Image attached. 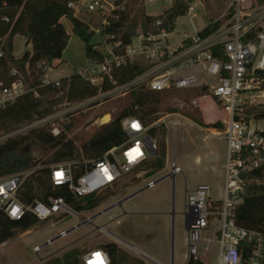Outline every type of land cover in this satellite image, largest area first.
<instances>
[{
  "label": "built area",
  "instance_id": "1",
  "mask_svg": "<svg viewBox=\"0 0 264 264\" xmlns=\"http://www.w3.org/2000/svg\"><path fill=\"white\" fill-rule=\"evenodd\" d=\"M246 1L232 2L230 12L222 15L228 18L207 35L197 30L191 35L184 32L181 38H177L166 28L156 33H145L138 28L126 45L115 39L113 34L105 33L104 29L111 23V18L118 17L127 0H75L70 3L75 15L83 13L92 19L100 18V26L92 29L98 38L94 47L103 54V60H89L88 68L79 72L100 87L99 93L77 102L65 101L67 105L73 104L70 111L84 108L104 97L126 95L138 87L162 91L207 86L209 95L226 113L222 134L227 148L223 196L212 198L211 186L206 182L198 183L188 190L184 211L188 253L193 258H200L199 249L206 229L217 227L211 236L219 243L217 264H242L245 252L248 253L247 264H264V233L243 227L236 221V209L249 181L248 174L264 169V127L258 126L264 118L256 115L264 104V73L257 72L264 70V4L254 6L251 1L244 5ZM194 2L187 0V12L194 10ZM0 42L2 58V39ZM135 56L146 60L148 66L143 68V72L130 81L103 91L101 86L105 79L114 82L113 70L126 62L137 63ZM50 68L45 67L42 85L61 87L60 79L49 78ZM28 90L17 68H11L6 75H2L0 69V110ZM35 94L38 95L37 92ZM67 112L56 111L54 107L51 114L32 121L18 132L49 125L51 132L59 135L64 129L57 121L63 120ZM121 124L126 140L108 149L101 157L49 164L51 184L66 186L73 197L80 199L113 189L130 175L143 178L146 162L158 153V140L149 134V126L137 116L124 117ZM171 166V174L175 178L182 168L175 159ZM32 172L31 168L0 176L1 212L14 220H20L29 213L40 222L54 218L51 225L78 213L63 196L49 195L46 200L30 204L23 202L18 192ZM154 183L150 180L148 186ZM88 221H92V217ZM61 233L66 234V231ZM41 248L42 245H35L33 250L39 252ZM80 260L81 264H112L109 253L101 247L84 251Z\"/></svg>",
  "mask_w": 264,
  "mask_h": 264
},
{
  "label": "trees",
  "instance_id": "2",
  "mask_svg": "<svg viewBox=\"0 0 264 264\" xmlns=\"http://www.w3.org/2000/svg\"><path fill=\"white\" fill-rule=\"evenodd\" d=\"M75 0H0V39L4 55L0 58L1 74L17 68L29 90L19 96L13 103L0 110V135L32 121L51 114L54 107L62 102H77L99 93L100 87L93 85L81 73L75 71L69 76L60 78L61 87L55 84L42 85L41 76L45 67L52 66L55 59H61L67 47L70 34L61 21L63 17L70 20L73 32L85 42V53L88 60H103V54L95 46V32L90 25L75 15L70 5ZM264 4V0H257ZM231 6L229 10H231ZM188 11L187 0H173L171 6L159 15L146 12L143 0H127L125 8L118 17L111 18V23L104 29L105 33L113 34L123 45L128 44L138 28L143 32H158L161 28L173 31L179 16ZM160 21L159 24L156 21ZM222 22V17L210 21L200 30L202 35L214 31ZM22 35L32 50L17 57L14 53L13 39ZM1 43V42H0ZM143 72L135 62L125 64L113 70L114 82L105 79L101 89L108 90L117 84L132 80ZM201 95L208 94V87H195ZM162 91L138 87L131 91L129 100L119 105V112L109 122L102 124L82 144L81 150L65 132L54 135L49 125L36 127L16 137L0 142V176L33 169L25 179L18 196L23 202L30 204L36 200H46L49 195L63 196L76 210L92 209L110 196L116 194L127 183L122 182L113 189L100 194L86 195L80 199L73 197L66 186H53L49 180V164L63 161L80 160L81 158H99L108 149L122 144L126 140L121 120L126 116H137L149 126V134L158 140V153L145 164L144 176L152 175L165 166L167 155L166 130L158 135L155 122L160 118ZM38 93V95L35 94ZM170 111H175L171 109ZM259 118H264V104L257 110ZM191 118L203 124L201 118L192 115ZM71 124L67 126L70 127ZM208 125V124H207ZM211 127H225L222 122L209 124ZM249 181L245 186L242 201L236 209V221L248 229L264 233V183L258 182L264 178V169L259 168L248 174ZM139 180L135 176L132 181ZM40 221L31 213L20 220L7 217L0 211V244L13 238L17 230H28ZM111 258L112 264H147L141 259L129 255L115 242L101 244ZM84 250L71 247L60 256H55L42 264H81L80 255ZM245 252L242 264H247ZM186 264H205L200 258L189 256Z\"/></svg>",
  "mask_w": 264,
  "mask_h": 264
},
{
  "label": "rangeland",
  "instance_id": "3",
  "mask_svg": "<svg viewBox=\"0 0 264 264\" xmlns=\"http://www.w3.org/2000/svg\"><path fill=\"white\" fill-rule=\"evenodd\" d=\"M194 1V10L179 16L175 22L171 34L177 38H181L184 32L191 35L202 29L210 17L220 16L229 3L235 0ZM251 1L254 6L261 4L257 0H247L244 5ZM144 3L149 14H159L171 6L172 0H144ZM228 12L230 10L227 9L225 13ZM76 16L87 22L91 28L100 26L101 20L98 17L92 19L86 15V18H83L82 13ZM227 18L228 16L222 17V22ZM67 26L69 28L68 22ZM69 32L70 38L63 59L57 61L59 65L51 71L50 79L65 77L87 64L85 42L71 29ZM97 39L95 36L94 40ZM30 47L31 45L23 43L17 53L23 54ZM134 59L142 68L148 66L141 56H135ZM130 95L131 91L126 95L104 97L73 112L70 111L73 104L59 103L55 106L56 111L68 112L63 120L57 121V124L64 129L63 132L67 136L73 138L81 150L83 142L106 123H102V116L109 113L111 120L120 111L119 105L129 100ZM162 99L160 118L155 124L158 135L162 134L163 129L166 130L167 155L164 168L152 175L144 176L135 183L130 175L124 181L127 183L125 187L92 209L78 211L77 214H71L54 225H51V222L55 219L51 218L28 230H17L13 238L0 244V264H42L50 258L60 256L68 248L90 246L91 240L97 236L108 237L106 233L100 232L97 227L100 225L125 241L136 243L146 253L164 264H169L172 257L174 264H186L189 253L184 211L188 190L193 189L198 183L206 182L211 186L212 198L223 196L226 141L222 137L223 127H211L209 124L223 123L226 113L217 100L209 95V91L208 94L201 95L198 89L182 88L164 92ZM171 109L175 111L172 112ZM192 115L199 116L203 124L193 120ZM68 124H71L70 127ZM24 126L2 133L0 142L23 134L18 131ZM258 126L264 127L263 119L258 122ZM173 159L182 168V172L177 173L175 178L171 174ZM164 176L165 178L161 179ZM150 180L155 182L154 185L148 186ZM257 181L264 183V178ZM137 190L140 191L121 205L104 211L109 205ZM90 217L92 221H88ZM74 226L77 227L45 244L47 240ZM216 229L217 227H208L204 241L200 245L199 256L206 264H217L218 261L219 243L217 238L211 239ZM35 245L43 246L39 252H35L33 250ZM125 248L133 257L147 264H158L148 255L130 247Z\"/></svg>",
  "mask_w": 264,
  "mask_h": 264
},
{
  "label": "crops",
  "instance_id": "4",
  "mask_svg": "<svg viewBox=\"0 0 264 264\" xmlns=\"http://www.w3.org/2000/svg\"><path fill=\"white\" fill-rule=\"evenodd\" d=\"M143 2H144V0H143ZM172 2H173V0H172ZM145 4V3H144ZM172 4V3H171ZM230 5H231V2L229 3V5L227 6V8H226V10L230 7ZM146 8V7H145ZM225 10V11H226ZM225 11L220 15V16H222L224 13H225ZM146 12H147V10H146ZM164 12V11H163ZM163 12H161V13H163ZM148 13V12H147ZM161 13H159V14H161ZM83 14V13H82ZM149 14V13H148ZM159 14H150V15H159ZM220 16H218V17H215V18H212V17H210L209 18V22L210 21H214V20H216V19H218ZM83 18H86V15L85 14H83ZM61 21L63 22V24L65 25V27H66V29H67V31H68V33H70L69 32V29H71V31L73 32V26H72V24H71V22H70V20L68 19V18H66V17H63L62 19H61ZM67 22H68V24H69V28H68V26H67ZM208 22V23H209ZM207 23V24H208ZM206 24V25H207ZM205 25V26H206ZM204 26V27H205ZM203 27V28H204ZM202 28V29H203ZM201 30V29H200ZM82 40V39H81ZM23 43H27V45H31V47H30V49H29V51H31L32 50V44L31 43H28V41L26 40V38L24 37V36H22V35H15V37H14V39H13V48H14V53H15V55L17 56V57H20V56H22L23 54H18L17 53V50H18V48H20L22 45H23ZM66 49V48H65ZM28 51V50H27ZM65 51V50H64ZM63 54H64V52H63ZM85 55H86V53H85ZM62 57H63V55H62ZM63 59V58H62ZM59 59H55L54 61H53V63H52V66H51V68L49 69V71H48V75L50 76V74H51V71L53 70V68L54 67H56V66H58L59 65V62L57 63V61H58ZM88 66H89V60L87 59V64L84 66V67H82V68H80V69H78V70H76L77 72H84L87 68H88ZM73 73V72H72ZM72 73H69L67 76H69L70 74H72ZM66 77V76H65ZM60 78H62V77H58V78H55V79H60ZM54 80V79H53ZM225 159H226V153H225ZM224 164H225V162H224ZM215 199H218V198H215ZM99 229H100V232H103V233H106L107 234V236L108 237H98L97 236V238H94L93 240H91L92 241V243H91V245L90 246H83V247H80V248H82L84 251H87V250H89V249H92V248H95V247H101L102 245L101 244H103V243H107V242H115V243H117L118 244V246L119 247H121L124 251H126L129 255H131V256H133L126 248H125V246L126 247H130V248H133V249H135V250H137V251H139L140 253H142V254H144V255H148V256H150L148 253H146L142 248H140L136 243H129V242H127V241H125L124 239H122L121 237H119L118 235H116L115 233H113V232H110V231H107L102 225H100V226H97ZM102 248V247H101ZM156 263H158V264H164L163 262H161L160 260H158V259H155L154 257H152V256H150ZM145 262V261H144ZM172 262V261H171ZM169 263V264H172V263ZM205 263V262H204ZM173 264H174V261H173ZM206 264V263H205Z\"/></svg>",
  "mask_w": 264,
  "mask_h": 264
},
{
  "label": "water",
  "instance_id": "5",
  "mask_svg": "<svg viewBox=\"0 0 264 264\" xmlns=\"http://www.w3.org/2000/svg\"><path fill=\"white\" fill-rule=\"evenodd\" d=\"M257 72H259V73H264V70H257ZM163 178H165V176L162 177L161 179H163ZM139 191H140V190H137V191H135L134 193L129 194V195H127V196L121 198V199L118 200L117 202H115V203L109 205L106 209H104V211H106V210H108V209H110L111 207H114V206H116V205H121L125 200H127L129 197H131L132 195L136 194V193L139 192ZM173 205H174V202H173ZM172 213L174 214V209H173V212H172ZM77 226H79V225H77ZM77 226H74V227H72L71 229L67 230L66 233L69 232V231H71V230H73V229H74L75 227H77ZM61 235H63V233H60L58 236H56V237H54V238H51L50 240H47V242H45V244H48L49 242L54 241L55 239H57V238L60 237ZM43 245H44V244H43ZM43 245H42V246H43ZM171 261H172L171 263L173 264V261H174L173 257H172V260H171Z\"/></svg>",
  "mask_w": 264,
  "mask_h": 264
},
{
  "label": "bare ground",
  "instance_id": "6",
  "mask_svg": "<svg viewBox=\"0 0 264 264\" xmlns=\"http://www.w3.org/2000/svg\"><path fill=\"white\" fill-rule=\"evenodd\" d=\"M102 122H108L110 120V114L109 113H105L103 116H102Z\"/></svg>",
  "mask_w": 264,
  "mask_h": 264
},
{
  "label": "flooded vegetation",
  "instance_id": "7",
  "mask_svg": "<svg viewBox=\"0 0 264 264\" xmlns=\"http://www.w3.org/2000/svg\"><path fill=\"white\" fill-rule=\"evenodd\" d=\"M172 212H173V210H172ZM174 217V214L172 213V218Z\"/></svg>",
  "mask_w": 264,
  "mask_h": 264
},
{
  "label": "snow or ice",
  "instance_id": "8",
  "mask_svg": "<svg viewBox=\"0 0 264 264\" xmlns=\"http://www.w3.org/2000/svg\"><path fill=\"white\" fill-rule=\"evenodd\" d=\"M134 127H136V125H134ZM97 255H99V254H97Z\"/></svg>",
  "mask_w": 264,
  "mask_h": 264
}]
</instances>
